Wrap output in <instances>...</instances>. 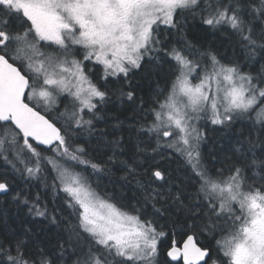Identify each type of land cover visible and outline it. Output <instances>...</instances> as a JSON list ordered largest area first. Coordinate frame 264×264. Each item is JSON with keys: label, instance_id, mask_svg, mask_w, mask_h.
<instances>
[{"label": "snow or ice", "instance_id": "6c2138e0", "mask_svg": "<svg viewBox=\"0 0 264 264\" xmlns=\"http://www.w3.org/2000/svg\"><path fill=\"white\" fill-rule=\"evenodd\" d=\"M0 159L55 173L43 201L0 173L49 229L5 218L0 264H264V0H0ZM114 171L132 196L93 187Z\"/></svg>", "mask_w": 264, "mask_h": 264}, {"label": "trees", "instance_id": "16d2710c", "mask_svg": "<svg viewBox=\"0 0 264 264\" xmlns=\"http://www.w3.org/2000/svg\"><path fill=\"white\" fill-rule=\"evenodd\" d=\"M192 24H198V21H190ZM193 35V33H190V36ZM198 36V39L201 43L207 47L209 44H212L214 47H217L220 49V51L223 53L225 49H227L228 53L231 54L232 50L231 48H228L226 40L220 36L219 34H196ZM237 55H242L237 49L236 52ZM155 85H153L154 87ZM149 90V86L147 84L143 85V91L141 92L142 95H146ZM61 110L62 107H61ZM119 118L120 120H124L125 124L124 127L127 128L128 121L132 118V112L130 110V106L128 102H125L124 104H121L119 101L113 100L112 103L108 104L105 109V120L101 121L97 124V129H104L106 132L109 133V139L113 138L111 135V132L113 131L112 125L115 123L116 119ZM127 118V119H126ZM237 128L240 127V125L236 126ZM208 128V143L209 145L212 144L213 140H219L220 144H225V141L221 138V132L217 131L215 133L212 132V129L219 128V126L214 125H207ZM120 133H117L119 135ZM97 138L98 133H94L91 137L88 136L87 132L81 133L80 141H88V143L85 145L88 147L89 150V158H96L100 159L103 157L104 153L103 151L100 153V155H97V153L94 151L96 145H97ZM226 146V144H225ZM127 158V157H125ZM177 165L174 164L173 168H176ZM7 173L9 175V178L12 176H16V180L14 181V184H20V185H27V187L30 189L33 197H35L36 194H40L41 200H50L53 195V190L51 188L52 185V176L55 175V173H45L42 174L40 179H21L19 173L12 172L11 166L5 164V162L0 159V173ZM88 172L91 173V169H88ZM123 174L119 171H114V174H99V175H93L91 177V182L93 183V187H96V185H99L98 190L101 192L107 191L108 193H114V192H120L124 196H132L133 191L129 190L134 189L135 185H129L127 187H124L121 192V185L123 184V181H121L120 177ZM59 195L62 197L64 193L60 192ZM6 218L7 224L14 229L20 230L24 227H30L34 232H37L42 238L44 236V233L48 232L49 229L44 226L46 222L40 221L39 218L33 219L30 215L27 213V209L21 206L20 208H17L14 202L11 200V194L4 196L0 194V227H3V221ZM55 228H51V232L53 235L51 236V239L54 240L55 236Z\"/></svg>", "mask_w": 264, "mask_h": 264}, {"label": "rangeland", "instance_id": "374dc122", "mask_svg": "<svg viewBox=\"0 0 264 264\" xmlns=\"http://www.w3.org/2000/svg\"><path fill=\"white\" fill-rule=\"evenodd\" d=\"M200 123H201V124H204L205 122H204V121H201ZM207 125L211 126L210 123H208ZM7 165H8V164H7ZM118 193H120V192H118Z\"/></svg>", "mask_w": 264, "mask_h": 264}]
</instances>
